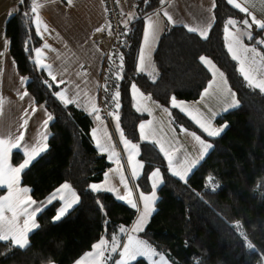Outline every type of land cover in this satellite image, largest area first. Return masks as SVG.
<instances>
[{"label": "trees", "instance_id": "obj_1", "mask_svg": "<svg viewBox=\"0 0 264 264\" xmlns=\"http://www.w3.org/2000/svg\"><path fill=\"white\" fill-rule=\"evenodd\" d=\"M165 1H135L136 19L128 25L122 48L124 73L119 84L120 107L116 111L124 136L139 148L143 169L135 183L141 192L149 193L151 172L159 169L162 178L155 210L138 238L171 264H261L264 93L246 85L226 50L223 36L227 19L241 22L245 16L225 0H214V21L207 39L184 26H168L154 52L157 75L151 78L136 70L143 17ZM4 33L19 74L28 78V92L36 104L53 116L48 147L22 172L21 184L31 189L36 201L43 200L63 183L71 185L80 199L70 214L58 222L52 221L56 203L44 209L36 219L39 227L29 235L25 248L1 242L0 264H73L102 238L112 241L115 236V240L121 241L137 212L109 192L91 191L89 186L101 181L109 163L97 153L91 139L92 117L74 105L65 108L52 95L58 88L53 85L49 90L42 83L52 82L33 62L34 48L39 46L40 39L32 26L30 0H23L17 12L7 19ZM257 33L249 41L254 46L260 37ZM200 56L211 59L224 73L239 106L215 119L216 124L227 123L228 127L219 137L208 138L212 149L184 182L169 173L154 144L139 139L137 126L146 115L134 110L130 89L137 85L156 104L168 108L178 128L196 132L193 122L170 105L173 96L176 101L197 100L210 82L211 75ZM12 159L18 163L21 156L14 153ZM249 243L254 250L247 247ZM133 264L146 263L138 259Z\"/></svg>", "mask_w": 264, "mask_h": 264}, {"label": "crops", "instance_id": "obj_2", "mask_svg": "<svg viewBox=\"0 0 264 264\" xmlns=\"http://www.w3.org/2000/svg\"><path fill=\"white\" fill-rule=\"evenodd\" d=\"M135 1L136 0H124V6L122 8V23L125 25H129L134 19H136ZM225 1L234 10L245 16L249 22H251L253 16L257 20L264 22V0H235V3L240 4L242 8L248 9L247 13L241 12L238 8L234 7L233 4H229L228 0ZM21 4V0H0V139L11 140L19 136L21 132L24 134V141L21 142L22 147L19 149L13 148L6 162L7 165L12 167H18L23 162L26 158L25 150H30L31 147H35L38 143H46L48 145L47 142L50 136L49 126L52 122L51 120L47 125L44 124L47 114L50 113L42 107V105L36 104L34 98L28 92V78L19 74L16 63L10 54L9 39L4 33L7 19L17 12L18 7ZM213 5L214 0H166L159 8L146 14L143 17V32L136 63L137 72L151 78H155L157 71L153 61V56L159 38L164 30L168 26L177 25L184 26L185 28L186 26L195 27L198 30L196 34L201 37L198 34L199 31L204 30L209 24L211 26L213 24ZM30 8L33 29L36 33V28L39 27L43 34V40H41V37L36 33L40 39L38 47H42L44 42L51 45V49H45V55L47 56L48 61L53 63V71L57 73V79L59 80L63 78L67 81V84L61 85L60 88L68 87L71 90L70 94L79 93L77 96L78 108L88 114L93 105L97 108L98 74L101 67L102 53L108 44V30L105 24V14L102 0H58L51 2L30 0ZM33 8L36 9L35 12L32 11ZM165 13L172 17L171 22L168 20V16H166ZM228 20L236 22L235 26H229V32L239 36L246 46L253 47L254 45L249 43V40L246 38L242 30H240L244 29L240 26V21L234 18L227 19V22ZM252 28L254 33L258 31L257 34L263 38L264 30H259L255 24H253ZM146 31L147 41H145ZM223 36L227 50V44L230 42L231 36L225 33L224 29ZM142 48L144 49L143 61H141L140 58ZM257 50L259 51L258 48ZM260 53L262 54V52ZM33 56L35 59V53H33ZM235 63L238 69V64L236 61ZM255 67L257 69L264 70V54L257 57ZM206 69L208 70V68ZM77 73L80 75L78 76ZM48 78L50 79V77ZM225 80L224 76L221 77L219 73H217L215 84L211 89H209L208 96L203 97L202 91L199 98L193 102L177 101V103L183 105L184 111H181L179 108L175 109L184 114L189 113L197 118H200L201 114L207 117L214 112L216 113L213 120L215 123V119L223 114L222 112L225 113V110L222 108L226 107V103L229 102L232 104L235 100L237 101L236 97L232 95L234 92L230 87L228 88L227 84L224 83ZM209 83H212V76ZM74 84L79 85V87H74ZM229 89L231 91H229ZM59 90L60 89H58V91ZM25 91L28 95L24 96V99L21 100L20 96L23 95ZM130 95L134 110L139 114L146 115V119L139 122L137 126L139 139L141 141L154 144L158 150L160 146H163L165 150H169L171 148L174 159L177 157L181 160L186 159L187 161L198 159L201 150L200 144L190 135L180 131L181 127L178 128L171 120L168 108L156 104L151 97L148 94L143 93L137 85L135 88L131 86ZM197 106H199V108L196 109ZM190 107H194V110H191ZM33 109H35V112H33ZM90 116L93 120L92 129L97 130L96 136L100 139L101 143L109 149L107 152H101L100 149L96 147L91 129L90 136L97 153L103 155L109 163L108 169L103 174L101 181L97 182V184H101L105 188H114V191L109 192L112 194L114 199L124 203L132 209H135L137 214L131 226L125 231L124 237L121 241H110L102 238L108 242V250H94L93 245L99 243L100 239L92 245L89 251L83 253L73 264H77V261H81L82 264H117V261L122 259L120 252L123 250L124 244L128 242V236L132 235L134 240H140L138 235L142 231L133 232V229L137 225L143 212V201L140 199L141 194L145 197H150L153 191H155L157 196V190L162 184V178L161 174L159 178H153L150 174V192H141L137 188L135 182L141 176L143 167L137 166L136 178H131V167L128 164V154L125 152V145L121 143V140L126 139V137H121L120 132L117 131V122L114 119V116L112 119L115 121V128L111 121L110 123L105 122L103 119L101 121H97L95 120V114ZM186 116L188 117L189 115ZM25 120H27L28 123L26 127L22 128L21 125L24 124ZM191 121L193 122L192 119ZM142 123L145 125L144 132H151V135L147 140L141 138L140 124ZM119 129L122 131L120 124ZM189 132L194 131L189 130ZM201 138L204 139L206 143H209V137L201 136ZM157 141H159V143H156ZM131 144L133 143L128 145L129 150H132ZM113 147L115 152L118 153V159L117 157L112 156L111 150ZM136 152L137 155L135 156L133 164H142L139 159L138 147ZM14 153L21 156V160L18 163L13 162L12 158ZM160 153L162 154L167 165V169L171 174L168 166V158L165 157L164 153ZM207 154L208 153L205 154V157ZM109 157H111V159ZM201 161L202 160H198L197 165ZM119 165H123L122 170L119 168ZM177 170L180 169L177 168ZM21 174L19 186L20 188H27L29 190L27 196L34 200L31 195V189L21 184ZM122 176L128 178V186L129 189H131V195H128L127 191L121 184ZM173 177L179 179L176 176ZM154 183L157 185L155 189L153 188ZM0 190L2 191L0 197L7 195L8 189L6 186H0ZM53 191L43 200L37 202H46ZM117 191L120 195L125 196V200L122 201L117 198ZM128 199L135 201L138 208H133L129 203H127ZM54 203L57 204L54 214L55 216L58 208L61 206V202L57 200ZM155 203L152 205L154 210ZM50 205L45 204L44 209ZM151 215L144 223L143 230L148 224ZM20 221L22 223L23 217L20 218ZM32 232H30L29 235ZM1 242H9L13 244L11 239L8 241H0V243ZM113 243L117 246L116 251H111ZM98 251H103V255H97L96 253ZM160 255L161 254L152 255L150 252H145L143 256H137L134 259H129L128 264H133L138 259L144 260L146 264H153V262L160 264ZM163 264H171L165 256Z\"/></svg>", "mask_w": 264, "mask_h": 264}, {"label": "snow or ice", "instance_id": "obj_3", "mask_svg": "<svg viewBox=\"0 0 264 264\" xmlns=\"http://www.w3.org/2000/svg\"><path fill=\"white\" fill-rule=\"evenodd\" d=\"M21 2H23V0H21ZM228 3L233 4V6L238 8L241 12H245V13L248 12L247 8H242L240 4L235 3V0H228ZM32 11L35 12L36 9L33 8ZM165 15L168 16L167 13H165ZM168 20L171 22L172 17L168 16ZM235 23L236 22L233 20H228L224 28L225 33L231 36V40L227 44V51L230 54L231 59L237 62L238 71L243 77L244 81L246 82V85L254 90L259 89L261 93H264V70L257 69L255 67L257 57L262 55L257 50L256 46H264V39H259V38L256 39L255 40L256 46L253 47L246 46L243 43V40L240 39L239 36H236L235 34L229 32V26H235ZM253 24H255L259 30H264V22L257 20L254 16L252 17L251 22H249L248 19H245L243 21V25L246 26L247 31L244 33V35L249 41L253 40V34L251 32ZM210 28L211 25L209 24L204 30L199 31L198 34L202 38L207 39L208 30ZM186 30L191 33H197L198 31L195 27H187V26H186ZM36 33L38 36L41 37V40H43V34L39 29V27L36 28ZM145 41H147V31L145 32ZM45 49H51V45H49L47 42H44L42 47L34 48L35 59L33 62L36 64L37 69L44 71L52 81V83H49L47 80H45L42 81V83H44L49 88V90L53 88V85H55L56 88L60 89L59 91L53 92L52 95L55 96V98L65 108H67L69 105H74L78 107L77 96L79 95V93L70 94L71 90L68 87L60 88L61 85L67 84V81H65L63 78L59 80L57 79V73L53 71V63L48 61L47 56L45 55ZM140 58L141 61H143L144 58L143 48L141 49ZM109 59L111 62V58ZM119 59H120V70L122 71L123 56H120ZM199 60L202 64L205 65L206 68L208 67V65H211V68L208 70L210 75L212 76V83H209L207 87L203 90V97H206L209 95V89H211L215 84V78L217 73H219L221 77L224 76V73L219 71V69L216 68V65L210 59H207L205 56H200ZM77 75L79 76L80 74L77 73ZM121 78L122 76L120 75V73L119 72L116 73V79L119 80ZM224 83L226 84L227 81L225 80ZM74 87L78 88L79 85L74 84ZM132 87L135 88L136 85L133 84ZM229 91L231 90L229 89ZM27 95L28 93L25 91L24 94L20 96V99L23 100L24 96ZM232 95L235 96V93H232ZM119 97H120V92L117 87L115 94L111 98L116 109H119L120 107ZM238 106L239 103L234 101L232 104L228 105V108L225 109V111ZM171 107L179 108L181 111H184L183 105L177 103L174 96L171 99ZM33 112H35V109H33ZM98 113L99 110L95 107V105H93L92 109L89 111L88 114L89 115L95 114V120L101 121L102 117ZM185 114L189 115V118L193 120V122L197 125V127L201 130V132L206 134V136L209 138L219 137L228 127L227 123H225L220 127L213 126V120L216 116V113L214 112L207 117L201 114L200 118H197L196 116H192L189 113H185ZM109 115L114 116V119L117 122V131H119L121 137H123L124 133L119 129L120 117L118 112L116 113L110 112ZM52 119L53 116L51 114H47V118L44 120V124L47 125ZM27 123L28 121L25 120L24 124L21 125V127L22 128L26 127ZM140 129H141V138L145 140L149 139L151 132L149 133L144 132L145 125L143 123L140 124ZM96 131H97L96 129H92V137L96 143V147L100 149L101 152L109 151V149L105 145H103L100 139L96 136ZM180 131L187 135H190L194 140H196L200 144L201 150L198 159H193L190 161H187L186 159L181 160L178 157L174 159L173 151L171 148L169 150H165L163 146H160L159 150L160 152L164 153L165 157L168 158V166L171 171V174L173 176L178 177L181 181L186 182L189 174L192 172L193 168L196 167L198 160H203L205 158V154L212 149L213 144L206 143L205 140L202 139L200 135H198L195 132H189L188 129H185L183 127H181ZM22 141H24V134L22 132L20 133L19 136L15 137V139H11V140L0 139V186H6L8 189L7 195L0 197V241H8L9 239H11L14 246L25 248L29 244V240H28L29 233L35 229H38L39 227L38 223L36 222V217L43 211L45 204L50 205L57 200L61 202V206L58 208L56 215L53 217V222H58L70 214L71 210H73L74 207L78 204L80 197L72 189L71 185H69L68 183H64L63 185L55 189L46 202H37L32 200L31 197H28L27 193L29 190L27 188H20L19 186L20 174L25 169L30 167V165L34 162V160L47 149L48 145L46 143H38L35 147H31L30 150H25L26 158L18 167H12L10 165H7L6 162L9 158V154L11 150L13 148H17V149L21 148ZM121 143L125 145V152H127L128 154V164L131 167V178L134 179L136 178V167L137 166L143 167V165L139 163H137L136 165L133 164L135 156L137 155L136 152L137 145L131 144L132 150H129L128 145L131 143L130 141H128L127 139H122ZM156 143H159V141H157ZM111 151H112V156H115L118 159V153L115 152L114 147ZM109 158L111 159V157ZM119 168L122 170L123 165H119ZM177 168H179L180 170H177ZM151 175L153 178H159L160 177L159 169L153 171ZM121 184L127 191L128 195H131V189H129L127 177H123V176L121 177ZM156 186H157L156 183H154L153 188L155 189ZM89 187L91 191L95 193H99L101 191H106V192L114 191V188H105L101 184H97V183H92ZM117 198L122 201L125 200V196L120 195L118 191H117ZM140 199L141 201H143V212L139 218L137 225L133 229V232L143 231L144 223L154 211L152 205L157 200L156 192L153 191L150 197H145L143 194H141ZM127 203H129L133 208H138L137 203L131 199H128ZM21 217H23L22 223L20 221ZM236 227L239 228L241 226L236 225ZM120 231L121 233H123L124 229L121 228ZM112 239L113 241H115V236H113ZM247 247L249 249H253L251 243H249ZM93 248L94 250H101V249L108 250V242L104 239H101L99 243L93 245ZM116 248L117 246L115 245V243H113V245L111 246V251H116ZM145 252H150L152 255H159L155 252L154 249H151L146 242L140 240H134V237L132 235H129L128 242L124 244L123 250L120 252L122 259L120 261H117V264H128L129 259H134L137 256H143ZM96 254L103 255V251H98ZM159 261L160 264H163L164 262L163 255L159 256ZM77 264H82V262L77 261ZM153 264H156V262H153ZM261 264H264V258H262Z\"/></svg>", "mask_w": 264, "mask_h": 264}, {"label": "built area", "instance_id": "obj_4", "mask_svg": "<svg viewBox=\"0 0 264 264\" xmlns=\"http://www.w3.org/2000/svg\"><path fill=\"white\" fill-rule=\"evenodd\" d=\"M40 2H51L58 0H39ZM105 24L108 30V44L102 53L101 67L97 81V109L102 119L110 123L116 108L112 102V96L115 94L121 79H116V73L122 76L124 69L120 70V56L124 45V37L128 25L122 23V8L124 0H102ZM111 58V62L110 59Z\"/></svg>", "mask_w": 264, "mask_h": 264}, {"label": "rangeland", "instance_id": "obj_5", "mask_svg": "<svg viewBox=\"0 0 264 264\" xmlns=\"http://www.w3.org/2000/svg\"><path fill=\"white\" fill-rule=\"evenodd\" d=\"M240 30H242L243 33H245V32L247 31L246 29H240ZM262 39H264V34H263V38H262ZM259 49L261 50L260 47H259ZM260 50H259V51H260ZM261 51H262V50H261ZM261 51H260V52H261ZM206 58L209 59L208 57H206ZM210 60H211V59H210ZM207 68L210 69V68H211V65H208ZM216 68H218V67L216 66ZM218 69H219V68H218ZM219 71H221V70L219 69ZM221 72H222V71H221ZM224 77H225V76H224ZM225 79H226V78H225ZM226 84H227V86H228V88H229L228 83H226ZM235 102H238V101L235 100ZM200 104H201V103H200ZM229 104H230L229 102L226 103V107H224V108H222V109H224V110L227 109ZM197 108H199V106H197L196 109H197ZM233 108H234V107H233ZM190 109H191V110H194V107H190ZM231 109H232V108H231ZM229 110H230V109H228L227 111H229ZM227 111H225V112H227ZM181 113H182V112H181ZM222 113H224V112H222ZM183 114H184V113H183ZM184 115H185V114H184ZM185 116H186V115H185ZM186 117H187V116H186ZM187 119H189V120L191 121V119L189 118V116L187 117ZM114 122H115L114 119H112V120H111V123L114 124ZM191 122H192V121H191ZM193 124H194V123H193ZM194 125H195V124H194ZM223 125H224V124H223ZM213 126H214V127H220V126H222V125H218V124H216V123L213 122ZM195 127H196V128H195L194 130H195L199 135H201V136H203V137H207L206 134H204V133L201 132V130L197 127V125H195ZM114 128H115V124H114ZM193 169H194V168H193ZM189 175H190V174H189Z\"/></svg>", "mask_w": 264, "mask_h": 264}, {"label": "water", "instance_id": "obj_6", "mask_svg": "<svg viewBox=\"0 0 264 264\" xmlns=\"http://www.w3.org/2000/svg\"><path fill=\"white\" fill-rule=\"evenodd\" d=\"M245 19H247V18H243V19L241 20V22H240V26L247 30L246 26L243 25V21H244ZM251 32H252L253 35L255 34L254 31H253V28L251 29ZM258 38H259V39H262L261 37H258ZM258 38H257V39H258ZM259 47H260L261 50L264 52V46H259Z\"/></svg>", "mask_w": 264, "mask_h": 264}]
</instances>
